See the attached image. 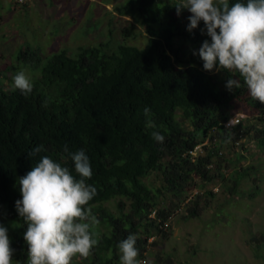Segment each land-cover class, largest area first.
I'll list each match as a JSON object with an SVG mask.
<instances>
[{"label":"trees","instance_id":"1","mask_svg":"<svg viewBox=\"0 0 264 264\" xmlns=\"http://www.w3.org/2000/svg\"><path fill=\"white\" fill-rule=\"evenodd\" d=\"M235 2L246 0H229L230 5ZM179 3L181 0L126 2L127 8L137 7L148 34L142 48L123 43L108 54L96 46L81 48L74 57L61 50L44 62L41 56L34 61L40 77L32 81L30 94L0 87V224L10 232L13 264H27L23 239L27 225L15 207L21 199L18 178L45 155L75 174L65 145L69 152L83 150L89 157L92 177L86 182L97 189L88 206L105 232L98 226L94 229L98 244L91 252V264H118L117 245L129 234L137 236L138 259L143 257L148 239L169 228L171 210L186 201L191 187L218 178L224 182L226 175L221 170L246 159L243 147L234 159H227L221 151L239 135L251 136L264 154V108L250 97L243 81L241 88L230 92L226 82L231 74L206 72L203 61L181 58L175 42L178 36L184 35L199 47L209 38L201 34L203 22L192 32L179 27L174 16ZM122 34L129 38L133 31L123 29ZM232 78L238 79V74ZM236 101L245 102L250 117L226 129L224 122L232 116ZM146 107L151 110L147 117ZM149 120L155 128L147 126ZM153 131L164 136V143L152 138ZM207 141L202 147L205 153L192 155ZM40 145L44 151L30 157L32 149ZM249 168L231 167L234 186L228 188L230 194L248 176ZM152 173L160 174L161 189L146 184ZM165 194L178 203L158 208ZM200 194L214 197L211 190H200L188 211L191 217L198 216ZM119 198L129 203L128 212L121 201L116 214L105 207Z\"/></svg>","mask_w":264,"mask_h":264},{"label":"rangeland","instance_id":"2","mask_svg":"<svg viewBox=\"0 0 264 264\" xmlns=\"http://www.w3.org/2000/svg\"><path fill=\"white\" fill-rule=\"evenodd\" d=\"M127 1L24 0L16 4L13 0H0V87L6 91L14 88L13 77L21 70L31 81L39 78L40 68L34 66V61L44 59V62L61 50L74 57L81 48L101 46L111 54L123 43L144 47L148 34L141 25L139 10L136 6L127 8ZM190 15L186 9L179 16L174 14L181 29L187 28ZM123 29L132 30L133 36L124 38ZM175 42L183 60L202 61L198 55L200 47L184 35ZM22 54L25 55L19 60ZM247 109L244 101H236L230 119L237 113L247 119L250 117ZM241 142L239 148L229 143L221 150L227 159H234L242 147L246 151V159L234 161L233 165L238 169L250 167V172L234 188V193L228 192L234 186L230 180L233 165L221 170L226 175L225 183L219 178L206 185L197 182L187 191L186 201L171 210L169 228L148 239L139 260L146 264H264V241L259 243L264 240V154L254 146L251 136ZM145 182L151 189L162 188L160 174L152 173ZM200 190H211L214 197L200 194L198 216L191 217L188 211ZM120 201L128 212L129 203L120 198L105 207L116 214ZM177 203L171 195H161L158 208ZM155 216L153 213L151 218ZM97 229L105 232L103 227ZM91 261V254L86 258L77 255L71 264H91Z\"/></svg>","mask_w":264,"mask_h":264},{"label":"clouds","instance_id":"3","mask_svg":"<svg viewBox=\"0 0 264 264\" xmlns=\"http://www.w3.org/2000/svg\"><path fill=\"white\" fill-rule=\"evenodd\" d=\"M175 8L178 16L184 9L191 13L187 31L204 24L201 34L209 39L198 51L203 70L231 74L226 82L230 92L241 88L242 80L250 97L264 105V0L231 5L229 0H181ZM237 74L239 78L233 79ZM13 85L24 95L33 91V83L23 70L13 77ZM150 112L149 108L144 109L146 117ZM239 115L229 121L230 127L239 123ZM147 126L155 128L151 120ZM152 138L161 144L165 139L156 131ZM43 151L44 146L40 145L29 156ZM64 152L70 157L75 174L45 155L17 181L21 199L15 207L27 225L23 234L27 264H71L73 257L86 258L98 244L94 229L99 220L88 206L97 194L96 187L86 182L92 177L89 157L83 150L69 152L67 145ZM136 242L137 236L129 234L118 243L120 264H146L138 259ZM13 254L8 229L0 224V264H13Z\"/></svg>","mask_w":264,"mask_h":264},{"label":"built area","instance_id":"4","mask_svg":"<svg viewBox=\"0 0 264 264\" xmlns=\"http://www.w3.org/2000/svg\"><path fill=\"white\" fill-rule=\"evenodd\" d=\"M13 1H14L15 3H17V4H21V3H23L24 0H13ZM263 108H264V105H263ZM235 117H236V116H235ZM235 117H234V119H235ZM243 119H244L243 116L238 117L239 123L236 124L235 126H238V125L241 123V121H242ZM230 120H232V119H228V120H226V121L224 122V127H225L226 129H231V128H232V127L229 126V121H230ZM235 126H234V127H235ZM244 138H245V137H244L242 134L239 135V138H237V139L233 142V146H235V147H237V148L241 147V145H242V143H243V142H241V140L244 139ZM205 145H208V141L205 142V143L202 144V145H198V146L195 148V150L193 151L192 155L197 156L198 153H199V154H203V153L205 152V150L202 149V147L205 146Z\"/></svg>","mask_w":264,"mask_h":264}]
</instances>
